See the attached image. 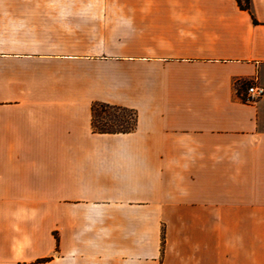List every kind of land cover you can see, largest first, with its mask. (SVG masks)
Here are the masks:
<instances>
[{
    "label": "crops",
    "instance_id": "obj_1",
    "mask_svg": "<svg viewBox=\"0 0 264 264\" xmlns=\"http://www.w3.org/2000/svg\"><path fill=\"white\" fill-rule=\"evenodd\" d=\"M0 0V264H264V0ZM133 112L98 132L92 105Z\"/></svg>",
    "mask_w": 264,
    "mask_h": 264
},
{
    "label": "trees",
    "instance_id": "obj_2",
    "mask_svg": "<svg viewBox=\"0 0 264 264\" xmlns=\"http://www.w3.org/2000/svg\"><path fill=\"white\" fill-rule=\"evenodd\" d=\"M241 2L242 0H237ZM244 4L241 6H247L248 0H243ZM106 113L108 110L114 111L113 115L107 116L104 122L98 123V110ZM129 114V115H128ZM92 125L98 132H128L134 128L135 116L132 111L108 104L94 103L92 105Z\"/></svg>",
    "mask_w": 264,
    "mask_h": 264
},
{
    "label": "built area",
    "instance_id": "obj_3",
    "mask_svg": "<svg viewBox=\"0 0 264 264\" xmlns=\"http://www.w3.org/2000/svg\"><path fill=\"white\" fill-rule=\"evenodd\" d=\"M263 95H264V87L257 85L255 83H251L246 88L244 100L248 102H252L262 97Z\"/></svg>",
    "mask_w": 264,
    "mask_h": 264
},
{
    "label": "rangeland",
    "instance_id": "obj_4",
    "mask_svg": "<svg viewBox=\"0 0 264 264\" xmlns=\"http://www.w3.org/2000/svg\"><path fill=\"white\" fill-rule=\"evenodd\" d=\"M113 114H114V111H112V110H108L106 113H103L99 109L98 112H97V115H98V118H97L98 123H100L101 121L104 122L105 121V118H107V116H110V115H113Z\"/></svg>",
    "mask_w": 264,
    "mask_h": 264
}]
</instances>
